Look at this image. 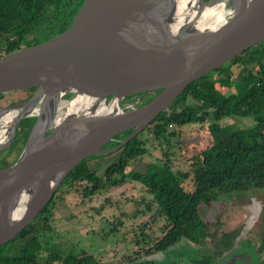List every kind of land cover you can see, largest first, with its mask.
I'll return each instance as SVG.
<instances>
[{"label":"water","instance_id":"obj_1","mask_svg":"<svg viewBox=\"0 0 264 264\" xmlns=\"http://www.w3.org/2000/svg\"><path fill=\"white\" fill-rule=\"evenodd\" d=\"M222 7L232 12L212 22ZM261 44L264 0H83L67 28L1 56L0 93L36 89L0 107V153L35 120L16 160L0 166V245L82 160L117 152L191 85ZM136 94L152 98L125 103Z\"/></svg>","mask_w":264,"mask_h":264},{"label":"trees","instance_id":"obj_2","mask_svg":"<svg viewBox=\"0 0 264 264\" xmlns=\"http://www.w3.org/2000/svg\"><path fill=\"white\" fill-rule=\"evenodd\" d=\"M82 2L0 0V57L23 44L67 28ZM213 77H216L215 84H226L227 90L220 91L210 86L208 82ZM35 89L1 92L0 107L30 96ZM188 96L192 102H187ZM208 114L215 120L224 117L246 119L253 124L237 127L221 137L214 144V158L200 154L201 157H191L190 171L174 170L168 163L180 155V129L188 123L201 121ZM33 121L34 118L26 121L17 131L12 145L0 153V166L7 167L18 157ZM149 126L147 134L152 133L151 138L161 150L162 159L149 162L145 171L127 169L131 162L148 151L139 134L119 149L116 158L103 170L91 168L87 164L88 159L83 160L61 186H68L69 191L79 197L78 205L82 207L79 212L90 213L93 219L96 215H104L106 210L112 212L113 206L108 208L114 203L112 197L98 193L100 188L121 186L127 182L139 183L145 194L141 195L140 201L132 198L136 208L127 216L136 225L131 226V239L136 249L121 257L122 264H178L158 261L150 256L165 251L182 239L200 242L202 220L198 206L201 203H208L216 194L230 190L264 186V44L231 66L191 85ZM128 133L124 131L116 135L111 144ZM96 156L102 155L93 157ZM191 173L194 174L191 176ZM58 192L59 189L31 223L13 239L0 245V264H104L94 251L67 240L55 228L53 206ZM143 202L147 203L144 207L141 206ZM137 212L140 213L139 222L136 220ZM117 221L118 225L124 223L121 217ZM159 221L162 223L156 233L152 228ZM111 224L113 227L104 236L110 232L118 233L116 222ZM30 242L36 245L32 252L25 247ZM192 264L213 262L204 258Z\"/></svg>","mask_w":264,"mask_h":264},{"label":"rangeland","instance_id":"obj_3","mask_svg":"<svg viewBox=\"0 0 264 264\" xmlns=\"http://www.w3.org/2000/svg\"><path fill=\"white\" fill-rule=\"evenodd\" d=\"M236 65L237 64L234 66ZM215 80L216 77L211 78L208 84L210 86H214L220 91L227 90L226 84L220 86L219 84H215ZM187 102H192L191 96L187 97ZM252 124L253 122L248 120L246 121V119L238 120L224 117L220 120H215L213 115L208 114L203 116L202 120L199 122H192L182 126L180 129V137L178 139V146L181 148L179 153L180 155L177 159H171V165L174 167V169L182 168L183 170H188L189 167L185 161L189 160L190 157H201L200 154H202L214 158V144L221 137L237 127L250 126ZM143 134L144 133L140 134L138 137L145 138L147 132L146 135ZM134 142L136 143V140ZM144 146L147 148L148 152L142 155L141 158H138L137 161L131 162L127 169L136 168L138 170L144 171L148 162H155L157 157L162 159L161 150L158 148V145L155 141L153 143L148 141L146 144L144 143ZM15 149L16 148L14 147L13 152ZM116 156L117 152H114L112 154L94 158V160H89V166L101 171L109 162H112ZM188 180L189 179L186 181ZM138 185L139 184L135 182H127L121 186H107L109 194H113L115 199L119 198V200L117 203L114 201V203L108 206V208H111L112 205L115 204L112 207V212H109L108 210L104 211V216H102L101 220L96 221L79 212V210L82 209V207L77 203L79 202V197L74 196L72 192L71 194L65 196V199L53 206L55 228L62 235H64L67 240H72L74 243H77L80 247H83L86 250L94 251L100 257V260L104 262V264H121V257L129 253L131 250L136 249V245L131 239L133 233L131 226L134 224V222L127 216L132 214V211L136 208L132 198L139 199V192L145 194V192L139 191V189H137ZM59 200L60 198H58L56 201ZM221 204L222 203L220 202V205ZM220 205L206 206L201 204L199 206V212L203 219L212 218L216 213H219ZM141 206L144 207L143 204ZM138 215L139 213H136V216ZM119 217L124 219V223L122 225L117 224V219ZM136 220L138 221V219ZM112 222H116L117 225H115V227L118 230V233L113 234L110 232L109 235L104 236L112 226ZM161 223L162 221H159L158 224H155L152 228L153 231L158 233V226ZM137 231L139 232L138 228H136V232ZM148 232H150V230ZM122 238H125V240ZM184 246L185 245H183V247L180 248L179 252L177 253V255L180 253L182 255L180 257V259L183 261L182 262L180 260L181 264H187L189 262V258L187 256L190 254H195V256H198V253L191 251V248H197V245L193 246V244L190 243L188 246ZM25 247L29 252H32L36 248V245L30 242ZM199 254H201V252H199ZM165 257L166 255L164 253H155L154 255L150 256V258L157 260L167 259V257ZM177 257L178 256H176V258Z\"/></svg>","mask_w":264,"mask_h":264},{"label":"flooded vegetation","instance_id":"obj_4","mask_svg":"<svg viewBox=\"0 0 264 264\" xmlns=\"http://www.w3.org/2000/svg\"><path fill=\"white\" fill-rule=\"evenodd\" d=\"M226 10H229L228 13L232 12V8L230 7H226ZM139 97L141 98L137 104H143L149 101L152 98V95L136 94L130 97L128 100H126L125 103L135 102L136 100H138ZM34 121L32 125L34 124ZM32 125L30 127L29 134L33 130ZM149 125L146 128H144L139 134L144 133L146 135V132H148V129L150 127ZM53 126L54 125L48 126V130L45 132V135H48L52 131ZM131 131L132 130H129V133ZM125 137L118 140V142L111 144L113 141L116 140V136H115L113 140H111L106 145H104L103 148H112L118 143H120ZM151 137H153V135L150 132L149 134L145 136V138L143 137L141 138L146 144L148 141L152 143L154 142V140ZM95 155H101V154H94L84 159V160L88 159L87 160L88 166H89V160H94V158L104 156L102 155V156L93 157ZM105 155H108V154H105ZM89 157H92V158L89 159ZM157 158H160V157H157ZM185 162L187 163V166L189 167L188 170L190 171V166L192 165L191 157L189 158V160ZM168 164L171 165V162ZM2 167H5V166L3 165ZM174 170L188 171V170H183L182 168L181 169L176 168ZM193 174L194 173H191V176ZM61 185H60V188H58L59 189L58 194H56L55 196L56 197L55 201L58 198H60V200L56 201L55 205L58 204L63 199H65L66 198L65 196L71 194L67 192V190L69 191L70 189L68 186H65V185L61 186ZM107 188L108 187L100 188L98 190V193H100L101 195H106V196L110 195L112 197V201L113 202L115 201L117 203L119 198L115 199V196L113 194H109ZM137 189L141 191L140 184L138 185ZM69 192H73V191L71 190ZM143 194L144 193L139 192V195H140L139 199L135 198V200L140 201L141 195ZM220 202L222 203L221 205H220ZM145 204L143 202V206H145ZM201 204H204L206 206L220 205V209H219L220 211L219 213H216L215 216L212 218L203 219V217L201 216L199 212V206ZM201 204L198 206V213L202 220V226L200 227V230L202 232V237L200 238V242L194 243V242H190L187 239H182L179 242H177L175 245L170 246L165 251H158L156 252V254L164 253L167 257V259L165 260L168 261L169 263L177 262L178 264H181L182 259H180V257L182 255L180 253L179 254L180 256H179L177 255V253L179 252V249L183 247V245L188 246V244L191 243L193 244V246L197 245V248L192 247L191 251L198 253V256L197 255L195 256V254L188 255L187 257L189 258V262H188L189 264H192L194 261L202 260L204 258H210L213 264H264V186H248L246 188L234 189L228 192L219 193V194H216L215 197L211 199L208 203H201ZM85 216L90 218V213L85 214ZM102 216L104 215H96L93 218V220L95 221L101 220ZM138 216H136V219H138V222H139L140 219ZM234 245H236V250H231ZM229 250H231L230 253L228 254L225 253L226 251H229ZM198 251L201 252V254H199ZM222 253L226 254L224 255L223 259L230 258L232 255H237V259L235 260L234 263L229 262V260L226 262H222L221 261L222 259L221 257L223 256ZM176 256L178 257L176 258ZM158 261H164V259H161Z\"/></svg>","mask_w":264,"mask_h":264},{"label":"bare ground","instance_id":"obj_5","mask_svg":"<svg viewBox=\"0 0 264 264\" xmlns=\"http://www.w3.org/2000/svg\"><path fill=\"white\" fill-rule=\"evenodd\" d=\"M228 12H229V10H226V7L220 8L219 11H217L216 13L213 14L214 19H211V21L212 22H215V21L218 22V21H221V19H222L221 22H223L225 20V18L223 19L222 16H226L227 14H229Z\"/></svg>","mask_w":264,"mask_h":264}]
</instances>
